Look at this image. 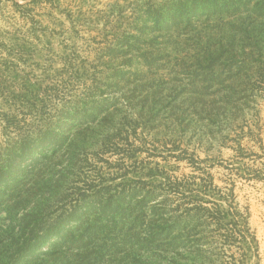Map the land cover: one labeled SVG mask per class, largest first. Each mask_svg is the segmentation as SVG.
<instances>
[{
    "label": "rangeland",
    "instance_id": "374dc122",
    "mask_svg": "<svg viewBox=\"0 0 264 264\" xmlns=\"http://www.w3.org/2000/svg\"><path fill=\"white\" fill-rule=\"evenodd\" d=\"M250 19L256 21L253 29L264 36V0H0V168L6 170L0 174L5 181L4 187L0 186V235L7 225L14 230L12 236L16 241L21 240L22 232L30 233V246L18 264H67L61 258L78 252L92 253L88 254L87 262L93 264H149L151 260L162 264L192 263L186 259H163L165 254H159L152 245H145L138 237L123 235L127 228L120 221L122 213L131 208L133 214L139 213L138 202L150 190L144 186L132 193L131 186L127 189L124 183L132 182L135 186L133 179L142 178L154 185L144 208L146 220L159 216L158 203L164 200L166 208L174 209L172 214L177 216L196 204L185 205L161 184V176H152L150 169L198 176L200 171L189 159L181 158L180 150L166 149L173 145L166 141L164 127L145 132L139 127L124 133V140L119 141L130 151L112 149L99 153L100 140L89 144L93 169L83 163L75 166L76 156L68 145L84 127L80 124L82 117L93 121L98 113L80 114L71 101L87 87L94 88L98 79L103 84L120 83L119 96L130 93L139 81L128 82L122 70H133L136 66L135 57L131 62L126 60L137 53V48H156L169 36L185 38L184 32L191 26L198 31L206 23L214 31L232 36L238 20ZM227 22L230 24L223 26ZM127 43L133 47L129 48V54L120 57L122 53H116L127 50ZM171 54L172 58L177 56L175 52ZM72 69L80 74L72 77ZM168 71L163 70L166 74ZM70 77L69 94L63 99L53 98L46 107L45 94ZM101 102L94 105L95 111ZM257 102L264 138V97H258ZM123 112L126 108L119 107V113ZM245 112L248 119L253 118V111ZM49 122H54L53 144L45 153L44 168L28 169L30 156L21 152L17 158L16 152ZM96 129L99 131L101 127ZM79 139L84 141L83 134ZM240 142L262 154L260 144L248 135ZM180 145L201 158L199 165L208 167L220 191L230 194L234 189L235 205L250 212L248 221L257 236L258 251L254 253L246 244H240L241 249L228 248V255L241 259L245 254L243 264H264V158L236 160L237 141L217 136L201 144L191 131ZM11 152L13 156L8 154ZM246 162L260 169V177L254 174L247 177L246 170L238 168ZM94 189L98 195L91 197L90 190ZM201 196L203 205L208 207L215 206L213 200L226 208L233 203V199H221L218 195L201 193ZM84 197L91 204L76 206L78 199ZM105 198L111 200L109 208L118 224L109 220V212L103 214L104 206H98ZM192 215L194 222L203 219L202 212ZM230 218L227 216L226 221ZM40 235L42 239L36 243ZM102 236L106 237L101 240ZM80 244L84 246L79 247ZM16 246L7 244L11 250ZM217 253L208 255L203 264H224L226 259ZM8 254L0 251V259ZM109 258L112 260L108 261Z\"/></svg>",
    "mask_w": 264,
    "mask_h": 264
},
{
    "label": "trees",
    "instance_id": "16d2710c",
    "mask_svg": "<svg viewBox=\"0 0 264 264\" xmlns=\"http://www.w3.org/2000/svg\"><path fill=\"white\" fill-rule=\"evenodd\" d=\"M258 6L263 5L258 4ZM238 22V25L233 26L232 36L216 32L210 23H206L198 31H194L191 26V29L184 32L187 35L185 38L176 37L178 38L176 39L169 36L165 41L159 42L156 48L143 50L137 48V53L126 60L131 62L135 57L136 66L133 70H122V73L128 77L124 78L128 79V82L139 81L130 93L119 96L117 89L120 83L103 84L104 82L98 79L94 88L87 87L85 92L71 101V105L77 112H81L80 114L98 113L93 121L82 117L80 124L84 127L77 131L74 140L68 145V148L74 150L75 166L83 163L93 169L91 164L93 152L87 148L89 144H97L100 140L102 151L99 153L112 149L130 151L119 141L124 140L122 136L124 133L139 127L144 132L164 127L166 141L170 140L173 145V148L166 149L180 150L181 158L189 159L190 163L200 171L201 175L198 176L185 173L177 175L160 168L150 169L152 176H161V184L166 190L178 195L185 205L196 204L192 208L186 207L185 212L177 216L172 214L174 209L166 208L167 200H164L158 203L161 207L159 216L154 215L151 220H146L144 208L152 197L151 187L153 188L154 185L149 184L150 180L142 178L133 179L135 186H132V182L124 183L127 189L131 186L132 193L133 189H144V186L150 187V190L147 189L138 202L139 213L133 214L132 208L129 212L122 213L120 223L127 228L123 235L130 238L138 237L145 245L149 247L152 245V248L161 252L159 254H165L163 259L171 261L186 259L192 261L191 264H203L208 260V255L218 252L217 255L226 259L225 262L223 261L224 264H243L242 259L247 256L243 254L241 259L229 256L228 248L235 246L241 249L240 244H246V247L253 252L258 251L257 236L251 230L248 221L250 212L235 205L234 189L230 194L220 191L208 167L199 165L201 158L190 154L180 145L191 131L192 136L197 137L201 144L210 142L217 136L224 140L237 141L236 160L264 158L262 116L257 102L258 97H264V36L262 32L253 29L255 19L238 20ZM222 24L225 26L230 23ZM127 45V50H119L116 54L122 53L120 57L129 54V48L133 46L128 43ZM172 52L177 54L175 58H172ZM102 53L105 51L102 50ZM165 69H169L167 74L163 72ZM71 72H74L72 77L80 74L77 69H72ZM72 77L69 81L62 79L60 81L62 83L58 84L53 92L45 94L47 97L43 102L46 107L52 103L53 98L63 99L69 94ZM98 95L103 97L102 100L96 97ZM98 101L102 102L100 108L95 111L94 105ZM121 106L126 108L123 114L119 113ZM247 109L253 111V118L246 117ZM105 111L106 114L103 115ZM53 125L54 122L42 125L36 135L30 136L28 143L21 146V151L17 150V158L21 152L30 156L28 169L44 168L45 153L53 144L51 138V134L54 133ZM97 126L101 127L99 131L96 129ZM82 134L83 142L79 139V135ZM246 135L250 140L260 144L262 154L256 153L240 142V139ZM97 136H100V139H96ZM8 154L12 155L13 152ZM238 168L246 170L249 175L247 177H253V174L254 177H260V169H255L247 162L240 164ZM4 171L6 170L0 168V174ZM4 185L5 181L0 178V186L4 187ZM86 185L91 187V184L86 183ZM138 185L140 186L137 187ZM233 186L235 187V183ZM94 191L95 189L90 190L91 197L98 195ZM201 193L214 197L218 195L221 199L230 198L233 199V203H229V208H226L222 203L213 200L215 206H204L205 201ZM94 203L96 206L95 200ZM89 204L91 201L84 197L78 199L76 206ZM111 204V200L105 198V202L99 203L98 206L105 207L103 214L109 212V220L115 225L118 222L109 208ZM198 211L202 212L203 219L194 222L195 216L192 213ZM227 216H231L229 221H226ZM138 221L140 222L137 223ZM13 231L7 225L0 235V251L9 253L2 256L0 264H18L26 256L25 252L30 246V233L22 232L21 240L16 241L12 236ZM105 237L102 236L101 240ZM41 239L42 236H38L36 243ZM7 244L17 246L11 250ZM83 246L84 244H80L79 247ZM88 254L92 253L78 252L69 258L63 256L61 260H65L67 264H93L94 262H87L90 257ZM228 258L233 259V262ZM151 263L162 264L153 260L149 262Z\"/></svg>",
    "mask_w": 264,
    "mask_h": 264
}]
</instances>
